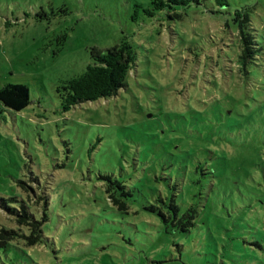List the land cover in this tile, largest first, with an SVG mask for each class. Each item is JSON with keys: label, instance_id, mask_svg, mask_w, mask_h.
<instances>
[{"label": "rangeland", "instance_id": "374dc122", "mask_svg": "<svg viewBox=\"0 0 264 264\" xmlns=\"http://www.w3.org/2000/svg\"><path fill=\"white\" fill-rule=\"evenodd\" d=\"M146 9L0 0V89L31 92L21 111L0 101V197L38 218L48 201L43 241H15L0 264H264V0ZM237 11L259 48L247 69ZM123 40L136 55L126 85L64 111L58 87ZM107 176L130 193L127 210ZM173 199L176 221L150 209L168 214ZM1 227L28 229L0 208Z\"/></svg>", "mask_w": 264, "mask_h": 264}, {"label": "trees", "instance_id": "16d2710c", "mask_svg": "<svg viewBox=\"0 0 264 264\" xmlns=\"http://www.w3.org/2000/svg\"><path fill=\"white\" fill-rule=\"evenodd\" d=\"M190 0H151L152 9H146L150 15L157 11H174L179 5H186ZM175 16H178L176 13ZM236 21L239 23L240 39L242 51L239 55V62L244 69L254 63L258 58L259 48L256 37L252 30L249 13L242 14L237 11ZM136 62V55L132 45L127 41H121L116 47L104 52L93 54V62L89 64L86 71L74 78L65 81L58 87V94L62 102L64 111H68L77 104L87 101H95L101 98H110L126 85V79ZM0 101L11 109L21 111L31 103V92L28 85L23 83H10L0 89ZM107 192L111 195L114 203L120 209L127 210L126 200L120 197H128L130 193L125 191V185L111 176ZM23 188L26 187L23 185ZM115 191H121L116 192ZM44 199V198H43ZM31 202L25 199L19 200L17 197H0V208L9 215L15 217L19 224L27 226V231L22 228H0V258L3 254H9L11 248H18L15 241H24L27 247H33L43 241V225L48 219L46 209L48 201L44 204L42 217L38 218L30 205ZM171 212L166 214L159 207L151 206L150 209L156 211L164 221H176L180 208L172 200L170 203ZM195 210L190 209L182 215V229L188 230L195 225Z\"/></svg>", "mask_w": 264, "mask_h": 264}]
</instances>
